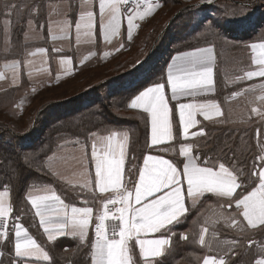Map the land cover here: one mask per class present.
Returning a JSON list of instances; mask_svg holds the SVG:
<instances>
[{
  "label": "snow or ice",
  "instance_id": "6c2138e0",
  "mask_svg": "<svg viewBox=\"0 0 264 264\" xmlns=\"http://www.w3.org/2000/svg\"><path fill=\"white\" fill-rule=\"evenodd\" d=\"M211 4L213 0H202ZM129 3H135L136 9L141 7L138 0H99V30L104 34V39L109 34L115 35L119 32L120 26L118 16L123 15L122 8ZM160 4L146 2L143 11L128 9L127 35L132 39L134 25L133 20L139 17L144 20L153 11L160 7ZM6 8H15L16 5H5ZM73 5L68 4L72 9ZM81 10L74 21L77 40L83 37H91L96 26V16L93 10H87V0L77 5ZM248 9V5L241 6ZM75 13L69 10L63 20L55 23L60 31L68 29L73 21L71 17ZM247 11H242L240 16H246ZM236 15L216 16L215 21L235 19ZM107 21V23H105ZM29 26L33 22L29 21ZM45 25L41 24L43 28ZM215 28L213 21L205 25L207 31ZM51 33V28H49ZM217 35L219 32L217 31ZM246 48L251 50V62L256 66L255 71H246L243 76L236 77L237 80L251 79L252 77L264 78V42L250 43ZM37 52H45L39 48ZM214 60L212 47H199L193 51L183 52L172 57V62L166 68V82H153L151 86L145 87L128 105L132 109H142L151 120V146L160 145L165 140H172L173 125L169 120L170 106L166 90L171 91V100L177 102L175 111H178L179 127L183 131L185 139L189 136V130L199 125L197 115L210 121L214 116L221 115L220 105L214 102L208 103H179L183 97H193L197 92H206L213 85ZM137 63H141L138 61ZM20 62L14 60L4 65L10 68L15 76V70ZM264 89V84L259 85ZM235 95V94H234ZM264 101V96L259 97ZM256 109H253L255 112ZM203 135L193 132L191 135ZM93 143L91 145L90 159L85 156L76 159V169L73 175L79 176L80 180L73 183L72 180L63 176L58 177L66 182L69 187L75 189L77 186L83 191L90 189L92 185L100 193L114 194V198L107 199L103 203V211L97 212L94 216L92 207H76L65 204V201L56 193L51 186L46 185L44 191L50 194L26 196V202L34 210V216L39 218V225L47 234L48 241H55L58 237L70 236L78 238L80 244L78 249H89L84 257L85 262L90 264H154L156 258L162 257L165 253V246L170 244V237L164 238L161 230L168 231V227L177 222L187 212L188 201L200 200L205 194H213L217 198H228L229 205L235 202V215L229 217L230 226L237 227L242 222L238 217L246 221V226L241 227V232L248 230H264V146L260 148L255 160L252 163V171L247 174L248 183L241 182V177L246 173L243 168L236 165L234 158L229 166L224 162L213 163L207 166L211 157L204 161L205 166L198 163L199 156L193 154L194 148L198 145L182 143L179 155L184 158L183 167L180 169L176 164L162 157L145 155L143 166L139 168L138 180L134 182L133 192L124 187V164L128 147L129 133L127 131H109L107 135L92 133ZM79 141H77L78 143ZM99 145V150L97 148ZM222 157L217 156V160ZM27 160V156H26ZM94 165V179L89 180V167ZM56 175V173H52ZM254 185V186H253ZM248 188H251L249 191ZM243 190V191H240ZM9 195L8 190L0 191V236L7 243V238L14 231L15 241L13 251L8 254L9 264H28L31 258L42 255L44 260H49V253L44 251L37 240L29 234L22 224L9 219V214L14 213V208L5 200ZM237 196L239 198H237ZM83 203L87 204L88 201ZM111 211L109 205L115 206ZM110 221V223H106ZM94 222V239L89 245V228ZM208 232L204 228L199 243L205 244L203 233ZM161 233V238H146L149 234ZM216 234L213 233V236ZM144 237V238H141ZM187 237L182 236V239ZM242 238H234L231 241L229 251L217 258L214 255H205L203 264H230L229 256L237 255L236 249L240 247ZM135 240L138 246L140 261L133 258V247L130 241ZM5 253L0 251V259ZM259 259L254 264H264V247L260 250ZM78 258V257H77Z\"/></svg>",
  "mask_w": 264,
  "mask_h": 264
},
{
  "label": "crops",
  "instance_id": "0c3cea01",
  "mask_svg": "<svg viewBox=\"0 0 264 264\" xmlns=\"http://www.w3.org/2000/svg\"><path fill=\"white\" fill-rule=\"evenodd\" d=\"M223 0H213L211 4L207 2H202V0H189L188 4L185 6L186 9H193L192 7H211L217 5ZM239 1V0H238ZM141 7L136 9L135 3H131L130 6L122 8L123 15L118 16V23L120 30L117 34H109L107 40L104 39V34L99 30V0H87V10H93L96 16V26L93 30L91 37H83L77 40V33L74 25L75 19L78 17V13L81 10L77 5L84 3V0H0V91L9 87H17L22 83V79H25L29 84L40 85L44 82L54 80L58 77H71L76 69L81 65H86L92 61L98 59V55L103 52L100 51L101 47H112V55L116 52H122L125 50V46L130 45L135 41L141 28L149 22L155 15H157L164 6L163 0H138ZM146 2H152L155 4H160L161 6L156 8L150 16H147L144 20H140L139 17H135L133 20L136 27L133 28L132 39L129 40L127 35V16L128 9H133V15L135 16V11H143V7ZM73 5L72 9L68 8V4ZM16 5L15 8H6L5 5ZM214 7V6H213ZM183 8V9H185ZM71 10L75 13L71 17L73 23L64 32L60 31L59 26L55 23L58 20H63L66 17L67 12ZM182 11V8L176 10L175 12ZM255 10H252V12ZM173 13V14H177ZM166 21L167 25L170 24V20L173 16ZM33 22V26H29V21ZM165 24L159 29V31L166 25ZM107 23V21H105ZM45 25L43 28L40 25ZM51 28V33L49 32ZM261 43L264 42V24L261 25L259 30L255 33V37L249 41H242V46L244 49V65L241 67L229 81L225 83L226 89L223 92L220 90L218 83L216 82V70L218 67L217 53L213 44L209 42L197 43L185 47H181L170 52L167 61L162 67V78L156 80H150L145 82V78L141 79L144 74L145 76L149 74V69L144 66L135 72L134 67L124 68L122 71L117 72V74L126 73L124 76H134L135 78L126 81L136 88V91L131 96L127 102V110L131 111L135 115H141L144 120L145 127V140L142 148L138 149L134 146L133 138L127 129H111L109 131L115 130L118 132L127 131L129 133V141L127 152L125 156L124 164V187L127 190L133 192L134 195V182L138 180L139 168L143 166V159L145 155H153L157 157H162L170 162L176 164L180 169L183 167L184 158L179 155V149L182 143H190L193 145H198L203 138H205L207 133V127H218L226 121V110H230L231 107H236V123L238 125H247L252 128V134L254 143L256 146V157L260 152V148L264 146V101L260 100V96H264V89H261L259 85L264 84V78L262 77H252L249 79L237 80L236 77L243 76L246 71H255L256 66L251 62V50L246 48V45L250 43ZM199 47H212L214 60L212 63L213 68V85L207 89L206 92H197L193 97H183L179 100V103H208L214 102L220 105L221 115L219 117L214 116L212 120L206 121L203 116L197 115L199 120V125L194 126L189 130V136L185 139L182 129L179 127V117L178 111H175L177 102L171 100L170 89L166 90V95L169 100L170 113L169 120L173 125V138L172 140H165L160 145L152 147L151 146V120L142 109H132L129 108L131 100L134 99L136 95L139 94L145 87L151 86L153 82H166V68L169 63L172 62L173 56H178L183 52L193 51ZM39 48H44L45 52L40 53L36 50ZM139 59V58H138ZM18 60L20 62L19 67L15 70V76H13V71L10 68H5L4 65L8 62ZM101 60L100 57L98 61ZM138 66V65H137ZM133 68V69H132ZM112 76V75H110ZM229 88V90H228ZM223 94L224 98L218 97L219 92ZM235 94V95H234ZM253 109H256L253 112ZM233 120V119H232ZM231 120V121H232ZM219 128V127H218ZM203 130V135L192 136L193 132L200 133ZM106 133H98L107 135ZM74 145H69L65 142L57 151L52 153L48 157V173L50 177L57 183H59V189L64 190V194H61L57 187L52 183L37 184L29 188L27 195L31 192L32 195H44L50 194L44 191L45 186H51L53 190L56 191L58 195L65 201V204L69 206L76 207H92L94 209V216L99 211L101 212V202L106 198H112L114 194L110 191L109 193H100L94 188V185L90 189L81 190L78 186L73 189L69 185L59 179L58 177L63 176L66 179L72 180L73 183H77L80 178L77 175H73L74 164H76L77 158H83L87 156L90 159L91 156V145L93 143L92 135L85 141L74 140ZM77 141H79L77 143ZM133 146V148H132ZM99 145L97 148L99 150ZM198 148H194L193 154L196 156L200 155L196 153ZM264 154V153H262ZM205 159L201 158L198 163L201 166L204 165ZM219 163V162H218ZM216 163V164H218ZM72 164V166H70ZM213 163H208L207 166H212ZM78 172V169L75 168ZM56 173V175H52ZM95 168L94 165L89 167V180L94 179ZM254 186V185H253ZM8 190L6 188L0 189V191ZM249 191L251 188L248 189ZM9 192V190H8ZM26 195V196H27ZM71 196L72 200H68ZM237 198H239L237 196ZM5 200L12 206L10 193ZM88 201L87 204L83 203ZM28 206L34 215V210L31 209V205ZM188 212L181 217L177 222H174L168 227V231L165 232L161 230L164 238L170 237V244L165 246V253L162 257L156 258L155 261L167 260L173 258L172 253L174 252V242H184L182 236H187L186 231L175 232V226L183 222L188 216V214L195 215L192 222H195L196 231L198 232L196 238L194 239V246L199 247L202 253L199 254L198 259H194L192 264H203V257L205 255H214L217 258L224 255V251H212L211 252V240L217 238L220 232H227V230L241 231V227L246 226V221H243L242 217L238 219L242 222L237 227L230 226L229 217L235 215V202H231L229 205L228 198H217L213 194H205L200 200L188 201L186 203ZM215 214V218L213 214ZM35 217V216H34ZM17 216L12 217L9 214L10 220H15ZM38 227L39 236H35L30 233L37 242L43 247L44 251L49 253V260H44L42 255L33 257L30 259L28 264H86L84 257L87 255L89 249L81 248L78 249L80 241L78 238H72L70 236L58 237L55 241H48L47 234L43 232V227L39 225V218L35 217ZM198 219V221H196ZM199 220L201 221L199 223ZM23 225L19 220L16 221ZM106 223H110L107 221ZM204 228H208V232L203 233L205 236V244L201 245L199 243V237ZM28 230V229H27ZM216 230V231H215ZM257 231V237L254 236L250 241L247 242L249 246L255 244L258 250V255L254 260L261 258L260 250L264 247V240H259L264 234V230H252ZM161 233L149 234L146 238H161ZM213 233L216 235L213 236ZM12 237V251L14 247V231L11 233ZM144 238V237H141ZM94 239V222L90 224L89 228V245ZM5 240L4 237L0 236V243ZM259 240V242H258ZM130 245L133 247L134 256L133 258L140 261L138 246H135V240L130 241ZM221 248V247H220ZM219 248V249H220ZM0 251H2L0 249ZM82 255L81 259L74 258V254ZM195 254L194 251H191ZM90 264V260L87 261Z\"/></svg>",
  "mask_w": 264,
  "mask_h": 264
},
{
  "label": "trees",
  "instance_id": "16d2710c",
  "mask_svg": "<svg viewBox=\"0 0 264 264\" xmlns=\"http://www.w3.org/2000/svg\"><path fill=\"white\" fill-rule=\"evenodd\" d=\"M228 3L239 7L244 4H247L248 8L249 6H252L250 3L238 2V0H223L216 6H213L217 7L216 9L220 15L223 16L226 15L225 10L227 7L224 8L222 5H227ZM185 7L187 8L191 6ZM235 12H238V10H235ZM179 14L180 12L173 14L170 21L174 20V18ZM215 14L216 13L214 12L211 15L215 17ZM257 14L258 13L256 11H253L251 14H247L249 16L244 17L242 21H239L236 18L229 20L228 22L220 20L219 24L216 25V29L224 34L226 41L223 42L220 46L221 48H219L221 54H219L216 50V48H218L216 44L220 43L215 42L213 46L215 47L217 53L218 66L222 61L224 63L223 68L228 69L226 71L227 73L237 72L239 63L236 60L241 57L242 60L245 56L242 41H249L253 39L257 30H259L261 25L264 24V13L259 16V18ZM213 17H210V20L215 21ZM160 48L161 50H165V54L161 53L156 65L158 63L161 65L156 68V72H154V68H152V71H149V74L145 76L148 70L146 71L144 76L141 78H145V82L162 78L161 75L163 68L161 67H163L167 61L170 49L163 47ZM162 59H164L163 63H161ZM142 64H144V62ZM142 64H140L139 68L134 70L138 71L140 68L144 67ZM216 82L219 85L218 74H216ZM111 83L114 82L111 80ZM112 87L113 88L108 90V93L106 94L108 96L105 95L103 100L106 101L108 98L114 99L115 97L114 100L118 106L127 110V102L136 91V88L129 83H125L124 85L114 84ZM95 90H86L72 96L71 98L58 101L51 107H48V114L59 108L63 111L67 109V111L60 114L56 113L54 119H49V122L47 119L45 128L41 132H38L36 129H31L28 132L18 133L11 128L5 126L0 127V189L6 188L9 190L11 204L14 208V213H11L12 217H20V221L24 224L28 231L36 237H40L39 227L28 206V203L26 202V195L29 188L32 186L45 183H52L57 187L56 189H58L61 194H64V190L59 189V183L55 182L50 177L48 169L45 165V160L48 155L53 153L62 143H64L65 139L85 138L87 137V134H82V132L85 131L90 132L96 130L98 132H107L111 129H127L133 138L132 140L136 148L140 149L144 144L146 136L144 123L140 124L139 120L121 119L115 117V115L112 116L111 114H108L105 110L106 108L104 107L105 103H103V100L100 99V93ZM89 94L91 96L86 100L85 98ZM221 96L222 93L219 92L218 97L220 99H222ZM96 106L99 107V111L93 110V107L95 109ZM207 128L206 136L198 144L199 147L196 150V153L200 155L201 160H206L211 157L209 163L224 162L226 166H229L234 158L237 167L245 170L246 176L241 177V182L247 184V174L252 171V163L253 160L256 159V146L253 139L252 128L243 124L237 125V127L234 126L233 128L229 127L220 129L218 127L210 128L209 126ZM217 156L222 158L217 160ZM68 200L71 201L72 197L69 196ZM194 218L195 215L192 216L190 213L186 216L183 222L175 226V232L179 233L184 230L187 233V238L184 242H174V252L172 253L173 258L170 259V261H155L154 264H174L175 261L179 260H184L183 262L186 264H192L194 259H198L202 250L199 249V247L194 246V239L198 234L195 229L196 227H194L196 224L195 222H192ZM196 221H198V219ZM251 231L252 230H248L246 234ZM234 232L236 231L229 229L227 232H220L217 238H213L211 240V252L217 250L227 251L234 238L243 237L239 234H235ZM248 238L251 239L252 237L249 236ZM248 238L241 239L240 247L236 249L237 255H235L234 258H230V256L227 257L230 264H252L253 259L259 252L256 249L255 244H252V242L249 246L247 245L246 240ZM7 240H10V244L12 246L11 235ZM259 240H264V234ZM0 246L2 247V252L5 253V256L0 260V264H9L7 256L10 254L11 248L10 252H8L9 249H5L3 245ZM220 247H223V249H219ZM191 251H194L195 254H192ZM73 256L76 259L82 258V255L77 253Z\"/></svg>",
  "mask_w": 264,
  "mask_h": 264
},
{
  "label": "rangeland",
  "instance_id": "374dc122",
  "mask_svg": "<svg viewBox=\"0 0 264 264\" xmlns=\"http://www.w3.org/2000/svg\"><path fill=\"white\" fill-rule=\"evenodd\" d=\"M163 1V9L141 28V31H139L138 35L135 38V41L131 43V46H125L124 51L116 52L115 55H112V53H110L109 55L108 53L112 51V47L103 46L100 48V51L103 53L98 55V59L100 57L101 60L98 61V59H96V61L94 60L84 66L81 65L76 69L71 77H58L54 80L44 82L40 85L29 84L25 79H22V83L19 86L9 87L1 90L0 127L5 126L11 128L18 133L28 132L31 129H36L38 132H41L45 128L47 119L49 122V119H54L56 113L60 114L67 111V109L63 111L59 108L56 111L48 114L47 108L51 107L58 101H63L90 89H96L95 91L100 93V99L103 100L105 98L104 96L108 93V90H111L114 84L124 85L126 81L136 77L135 74H133L134 76L132 77V75L124 76L126 73L117 74V72L122 71L124 68H129L130 66L139 68L140 64H142L143 62L144 64L142 65L146 66L150 70V72L152 71V68H154V72H156V68L161 65L159 63L156 65V62L157 60H159L161 53L165 54V50H161L160 47L170 49V52H172L175 49L197 43L209 42L214 45L215 42H219L220 44H216L218 47L216 48V50L217 52H219V54H221L219 48H221V44L226 41V38L224 34L216 29V25L219 24V21L211 20L215 24V28L212 31H207L205 29V25L208 23V21H210V17H213V15H211L212 13H216L215 17L221 16L216 9L217 7H192L193 9H183L185 8V5L188 4L187 1L189 0ZM238 2L250 3L252 6H249L248 9H242V7L231 5L230 3H228L227 5L223 4L222 6L224 8L227 7L226 10L224 9L226 14L232 15L233 13H235L236 19L239 21H242L244 17L249 16H240V13L242 11H247V14H251L252 10H255L258 13V18L264 13V0H239ZM181 7L182 11H180V14L176 16L174 20L170 21L169 25H167L166 21L176 10L180 9ZM235 10H238V12H235ZM165 22L166 25L159 31V29L165 24ZM217 31L219 32V35H217ZM241 58H238L236 60L239 63V69L242 67V65H244V61L243 59L241 60ZM163 60L164 59L161 60V63H163ZM138 61H141V63H137ZM223 65L224 63L221 61L216 72V74H218L219 76V87L222 92L226 89L225 83L229 81L230 78L234 75V73L231 72H228L230 73L228 74L226 72L228 69L223 68ZM111 80L114 83H111ZM90 96V94L87 95L85 99L87 100ZM222 97L224 98L223 94ZM114 99L108 98L106 99V101L103 100V103H108L107 105L104 104V107L106 108L105 110L108 112V114H111L112 116L115 115V117L121 119L139 120L140 124L144 123V120L140 114L135 115L131 111L118 106ZM98 106H96L95 109L93 107V110L99 111L100 106ZM236 109V107H231L230 110H226L227 122L217 125L220 129L229 127L233 128L234 126L237 127L238 123H236L235 121ZM94 132L106 133L98 132L96 130L90 132L85 131L82 132V134H87V137L82 139H65L64 143H62L60 147L64 145L65 142H68L69 145H74V140L87 142V140ZM58 149H56L55 151H57ZM50 155H48L45 160L47 169L48 157ZM70 166H72V164H70ZM73 168L75 170L76 164H74ZM213 215L214 216H212V218H215V214ZM200 222L201 221L199 220V223ZM234 233L239 234L243 237L251 236L252 238L258 235L257 231H251L247 234L246 232L237 231ZM251 239L248 238L246 240V243ZM8 242L0 243V245H3L5 249H9L8 252H10L11 248L12 252L10 240ZM0 249H2L1 246ZM220 249H223V247ZM228 251L229 248L224 252L227 253ZM234 257L230 256V258ZM183 261L184 260L175 261L174 264H186Z\"/></svg>",
  "mask_w": 264,
  "mask_h": 264
},
{
  "label": "built area",
  "instance_id": "2783aa9c",
  "mask_svg": "<svg viewBox=\"0 0 264 264\" xmlns=\"http://www.w3.org/2000/svg\"><path fill=\"white\" fill-rule=\"evenodd\" d=\"M131 5V3H129L128 4V6H130ZM112 198H114V196L112 197ZM109 199V198H108ZM107 201V199L106 200H104L103 202H102V204H101V212L103 211V203L104 202H106ZM121 205L120 204H116L115 206H112V205H109V208L111 209V211H115V208L116 207H120ZM107 222V221H106Z\"/></svg>",
  "mask_w": 264,
  "mask_h": 264
}]
</instances>
